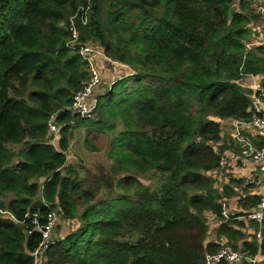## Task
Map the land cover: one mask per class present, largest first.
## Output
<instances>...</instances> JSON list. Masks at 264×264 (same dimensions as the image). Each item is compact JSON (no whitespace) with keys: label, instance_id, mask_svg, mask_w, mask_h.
<instances>
[{"label":"trees","instance_id":"obj_1","mask_svg":"<svg viewBox=\"0 0 264 264\" xmlns=\"http://www.w3.org/2000/svg\"><path fill=\"white\" fill-rule=\"evenodd\" d=\"M235 1L0 0V264H35L42 236L33 220L44 225L57 206L78 226L58 236L44 264H205L224 242L249 257L260 253L264 264V229L258 243L249 233L257 223L238 219L260 198L243 180L220 191L211 176L228 147L226 139L215 148L221 122L252 115L244 80L260 77L264 88V45L252 43L261 15L245 0L234 11ZM84 46L131 73L101 83L94 114L83 119L69 108L89 79ZM52 117L61 127L58 148L50 143ZM78 126L91 133V152L93 140L121 127L110 157L127 175L106 198L68 165ZM10 144L24 148L15 153ZM133 171L163 180L152 188ZM223 200L236 206L228 224L211 220L220 222Z\"/></svg>","mask_w":264,"mask_h":264},{"label":"built area","instance_id":"obj_2","mask_svg":"<svg viewBox=\"0 0 264 264\" xmlns=\"http://www.w3.org/2000/svg\"><path fill=\"white\" fill-rule=\"evenodd\" d=\"M257 14H260L261 18H263L264 8H258ZM70 22L69 30L72 33V38L77 40L79 35L73 18ZM80 54L88 62L89 79L84 84L83 89L76 94L69 110L72 116L84 119L93 116L95 107L93 95L102 83L101 72L96 61L99 60L100 62H108L116 65L119 63L110 60L102 49L92 46L80 47ZM251 78L256 80V77L251 76ZM253 93L252 106L250 108L252 112L251 117L248 120H233L230 129L231 141L227 148L224 147L223 143L215 145L217 150L221 147H224V149L221 151L219 168L212 172L211 176L212 178H218L220 180L225 175L230 174L229 179L241 180L240 177L233 176V171L237 165H240L242 168H246L249 165L252 167L251 172L243 180V189L249 188V195L258 196L260 203L256 208H253L247 213L246 216L238 219L244 221L246 224L249 222L257 223L258 229H249V233L256 236L258 243H261L264 229V88L260 83L254 84ZM48 127L50 134L60 133L61 127L57 124L55 117L50 119ZM249 131H252L256 135V139H259L257 141L258 143H255L251 138L248 133ZM217 188L220 191L223 189H220V187ZM221 205L222 214L220 222L213 217H211V220L218 222V224H228L232 220V217L235 216L234 210L228 205L226 200H223ZM0 213L4 214L1 209ZM44 218L46 220L44 225L40 224L37 215L33 220L34 230L38 231L42 236V242L32 254L35 259V264H44L47 262L46 253L56 242V231L66 221V215L60 206L49 211ZM262 260L263 257L260 253L255 257H249L245 253L233 250L224 242V246L218 252L206 255L205 264H257Z\"/></svg>","mask_w":264,"mask_h":264},{"label":"rangeland","instance_id":"obj_3","mask_svg":"<svg viewBox=\"0 0 264 264\" xmlns=\"http://www.w3.org/2000/svg\"><path fill=\"white\" fill-rule=\"evenodd\" d=\"M242 0H236L235 4L233 5L234 11H240V5ZM244 1V0H243ZM262 2V0H260ZM247 3L250 12H253L257 15V9L260 7L264 8V1L260 3L258 0L255 2H250V0H245ZM250 2V4H249ZM251 6V7H250ZM252 23V28L255 30L257 35L264 32V17L259 18ZM257 40V37L252 39V43L254 44ZM255 45V44H254ZM261 45L258 43L256 46ZM101 65L99 66L102 79H103V86H111L114 81L120 79L124 75H128L131 73L130 69L126 66L117 67L116 64H111L108 62H100ZM121 127H119L116 131H112L110 134L105 136H99L98 139H95L96 147L98 148L96 152H91L87 145H86V138L91 135L89 130L86 127L78 126L77 128L73 129L72 136L70 137V147L67 152L68 158V165H70L78 175L77 178L82 179L87 183L89 187L92 189H96L98 192V200L106 198L109 190L116 182V180L124 177L127 175V172L120 170L115 165L114 161L110 157L111 145L110 141L111 138L116 137L119 133ZM226 131L224 129L223 136H226ZM51 137L50 143H52L56 148H58V142L61 138V134H49ZM226 138V137H225ZM229 144V142H227ZM9 149L15 153L20 152L24 146L23 145H12L10 144ZM16 161V160H15ZM133 176H135L140 182L144 185L156 188L160 186V183L163 180V177H160L154 172L148 173H141L137 171L131 172ZM229 176V175H225ZM216 186H221V179H215ZM112 185V186H110ZM110 186V187H109ZM13 198V195H8L3 198L4 202H8ZM208 225L211 229L215 231L217 225L212 226V222L210 219H207ZM78 226L77 220L71 221H64L57 229L55 238L59 239L58 236L62 235L63 238L66 237L69 233L73 231ZM216 232L211 234L212 238H215Z\"/></svg>","mask_w":264,"mask_h":264},{"label":"crops","instance_id":"obj_4","mask_svg":"<svg viewBox=\"0 0 264 264\" xmlns=\"http://www.w3.org/2000/svg\"><path fill=\"white\" fill-rule=\"evenodd\" d=\"M255 1H257V0H250V2H255ZM258 1L260 3H262L264 0H262V2L260 0H258ZM255 38H256V36H255ZM256 41L257 42L254 43L255 46L258 43H261V45H264V32L263 33H260L259 35H257V40ZM261 45H259V46H261ZM116 66L119 67V68L120 67H123V66H121L119 64L116 65ZM260 81H261V78L260 77H257L256 80L252 79L251 77H247L244 80V85L243 86H245L246 89L253 90L254 84L255 83L256 84H259ZM232 122H233L232 119L231 120H226L224 122H221V131H222L221 132V137H222L221 143H223V144L225 143L226 139H228L227 142H230L231 141V137H230L231 136V132H230V129H231V126H232ZM224 129L227 132L226 133V136H223ZM248 133L251 136V138L254 140V142L255 143H258L257 141H259V139L258 138L256 139V135L252 131H249ZM251 170H252V167L250 165L247 166L246 168H242L240 165H237L236 169H234V171H233V176H236L237 178L240 177L241 180H244L248 176V174L251 172ZM228 175L229 176H224L223 178H221V186H220V189L223 188L224 186L230 184V179H229L230 174H228ZM233 200L238 203V199L237 198H235ZM231 207L232 208H236V206L234 205V203H231Z\"/></svg>","mask_w":264,"mask_h":264}]
</instances>
